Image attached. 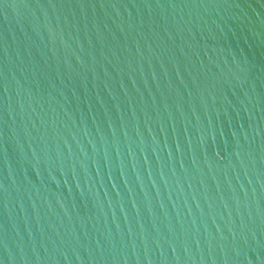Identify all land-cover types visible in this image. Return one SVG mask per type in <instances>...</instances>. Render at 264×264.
Listing matches in <instances>:
<instances>
[{"label":"water","instance_id":"1","mask_svg":"<svg viewBox=\"0 0 264 264\" xmlns=\"http://www.w3.org/2000/svg\"><path fill=\"white\" fill-rule=\"evenodd\" d=\"M0 264H264V0H0Z\"/></svg>","mask_w":264,"mask_h":264}]
</instances>
